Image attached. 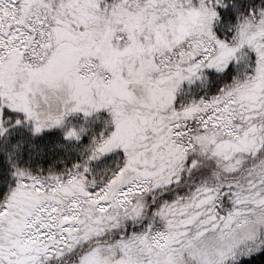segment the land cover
<instances>
[{
  "label": "snow or ice",
  "instance_id": "snow-or-ice-1",
  "mask_svg": "<svg viewBox=\"0 0 264 264\" xmlns=\"http://www.w3.org/2000/svg\"><path fill=\"white\" fill-rule=\"evenodd\" d=\"M0 264H264V0H0Z\"/></svg>",
  "mask_w": 264,
  "mask_h": 264
}]
</instances>
